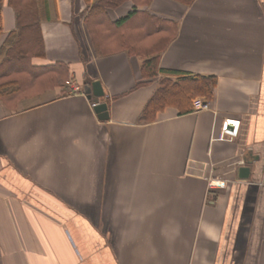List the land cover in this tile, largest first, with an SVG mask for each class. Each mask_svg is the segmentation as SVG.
<instances>
[{
	"label": "crops",
	"instance_id": "crops-1",
	"mask_svg": "<svg viewBox=\"0 0 264 264\" xmlns=\"http://www.w3.org/2000/svg\"><path fill=\"white\" fill-rule=\"evenodd\" d=\"M86 6L51 0L41 24L46 56L34 64L64 63L69 81L0 100V264H264V0H153L178 23L159 67L216 84L212 101L193 100L208 109L167 106L150 122L141 116L165 75L146 80L126 52L97 57ZM2 24L0 48L16 29L7 0ZM95 81L106 121L77 92ZM226 120L238 135L219 140Z\"/></svg>",
	"mask_w": 264,
	"mask_h": 264
},
{
	"label": "trees",
	"instance_id": "trees-1",
	"mask_svg": "<svg viewBox=\"0 0 264 264\" xmlns=\"http://www.w3.org/2000/svg\"><path fill=\"white\" fill-rule=\"evenodd\" d=\"M50 1L7 0L15 11L16 29L8 34L0 48V100L5 103L40 95L69 81L70 69L64 63L34 64L35 59L46 56L41 24L52 19ZM82 1L87 5L84 26L97 57L126 52L142 59L141 71L146 80L160 73L165 75L159 79L141 121L155 120L157 113L167 106L177 107L181 114L189 113L194 110L193 100L198 96L213 100L215 77L165 71L159 67L161 54L178 34V23L152 13L148 7L153 0ZM173 1L189 6L195 0ZM129 2L132 7L127 15L113 21L109 12ZM3 3L0 0V34Z\"/></svg>",
	"mask_w": 264,
	"mask_h": 264
},
{
	"label": "water",
	"instance_id": "water-1",
	"mask_svg": "<svg viewBox=\"0 0 264 264\" xmlns=\"http://www.w3.org/2000/svg\"><path fill=\"white\" fill-rule=\"evenodd\" d=\"M84 91L89 100H94V103L96 104L94 107V111L97 114L98 118L101 121L108 120V106L103 99L105 97V92L101 83L99 81H95L91 85L87 84L84 86ZM249 172V167L242 166L239 169V177L246 179L248 178Z\"/></svg>",
	"mask_w": 264,
	"mask_h": 264
},
{
	"label": "built area",
	"instance_id": "built-area-1",
	"mask_svg": "<svg viewBox=\"0 0 264 264\" xmlns=\"http://www.w3.org/2000/svg\"><path fill=\"white\" fill-rule=\"evenodd\" d=\"M77 89V92L82 93L85 95L83 92V89L79 90ZM96 104L93 103V107H95ZM195 109L197 110H202V109H208L209 105L205 104L203 102H200L199 100H196L194 102ZM239 127H240V122L239 121H232V120H226L223 125H222V131L219 136V140H226V139H233L238 135L239 132ZM225 187V183L221 181H214L210 180L209 181V188L210 189H215V188H223Z\"/></svg>",
	"mask_w": 264,
	"mask_h": 264
},
{
	"label": "rangeland",
	"instance_id": "rangeland-1",
	"mask_svg": "<svg viewBox=\"0 0 264 264\" xmlns=\"http://www.w3.org/2000/svg\"><path fill=\"white\" fill-rule=\"evenodd\" d=\"M70 91V89L69 90H67V93Z\"/></svg>",
	"mask_w": 264,
	"mask_h": 264
}]
</instances>
